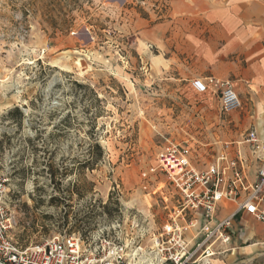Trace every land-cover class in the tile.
<instances>
[{
	"label": "rangeland",
	"instance_id": "rangeland-1",
	"mask_svg": "<svg viewBox=\"0 0 264 264\" xmlns=\"http://www.w3.org/2000/svg\"><path fill=\"white\" fill-rule=\"evenodd\" d=\"M184 23L180 0H0V175L19 245L116 220L148 241L166 221L164 146L211 159L244 139L257 101L225 115L193 86Z\"/></svg>",
	"mask_w": 264,
	"mask_h": 264
},
{
	"label": "built area",
	"instance_id": "built-area-1",
	"mask_svg": "<svg viewBox=\"0 0 264 264\" xmlns=\"http://www.w3.org/2000/svg\"><path fill=\"white\" fill-rule=\"evenodd\" d=\"M206 80L219 95L223 114L242 108L233 79ZM258 126L241 142L226 143L211 159H203L187 142L164 146L157 161L169 187L166 221L145 242L113 232L121 228L116 220L112 228H100L86 239L71 233L19 245L12 234L16 221L7 197L9 177L0 175V264H212L216 256L234 253L230 229L237 215L247 213L264 224V118ZM244 145L259 163L254 181ZM222 202H233L236 208L218 218Z\"/></svg>",
	"mask_w": 264,
	"mask_h": 264
},
{
	"label": "crops",
	"instance_id": "crops-1",
	"mask_svg": "<svg viewBox=\"0 0 264 264\" xmlns=\"http://www.w3.org/2000/svg\"><path fill=\"white\" fill-rule=\"evenodd\" d=\"M180 1L186 27L185 50L202 68L201 76L194 77L193 86L207 91L212 88L206 80L211 76L233 79L242 98L252 93L251 99L257 101L251 116L256 122L251 128L259 127L264 118V0ZM243 150L248 158L250 180L254 181L259 163L247 145ZM235 208L233 202L220 203L218 218L228 216ZM233 222L230 233L234 253L225 256L227 262L220 258L223 256H216L212 264H264V224L247 213L237 215ZM241 223L249 227L245 233L246 227Z\"/></svg>",
	"mask_w": 264,
	"mask_h": 264
},
{
	"label": "trees",
	"instance_id": "trees-1",
	"mask_svg": "<svg viewBox=\"0 0 264 264\" xmlns=\"http://www.w3.org/2000/svg\"><path fill=\"white\" fill-rule=\"evenodd\" d=\"M12 112H18V113H20V115H22V113L18 110V108H16L14 111H11V113ZM97 147H98V149H99V151H100V153L102 155L104 153L103 148L102 147H99V145H97Z\"/></svg>",
	"mask_w": 264,
	"mask_h": 264
}]
</instances>
